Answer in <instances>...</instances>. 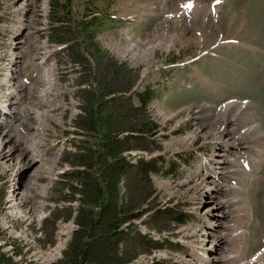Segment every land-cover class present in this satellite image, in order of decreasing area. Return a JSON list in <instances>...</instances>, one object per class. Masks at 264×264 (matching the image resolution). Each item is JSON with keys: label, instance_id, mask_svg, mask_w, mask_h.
I'll return each instance as SVG.
<instances>
[{"label": "rangeland", "instance_id": "374dc122", "mask_svg": "<svg viewBox=\"0 0 264 264\" xmlns=\"http://www.w3.org/2000/svg\"><path fill=\"white\" fill-rule=\"evenodd\" d=\"M57 1L62 6L52 12L54 0H0V97L12 67L11 93L19 87L13 85L19 76L17 65L6 59L9 45L10 58L15 49L21 54H16L15 64L22 56L29 68L36 65L35 59L51 53L47 37L58 16L63 15L62 20L72 28L65 41L69 43L74 37L89 42L86 35L74 36L73 31L92 21L86 30L93 31L92 38L105 57L136 71L132 89L141 91L149 85L157 94L147 110L157 125L152 141H123L120 150L130 155V163L150 156L165 163L161 172L151 176L152 190L139 189L136 203L124 209L127 220L121 226L125 232L168 237L181 247L168 243L152 247L133 259V264H264V254L250 260L264 244V0ZM186 2H191L188 9L182 6ZM184 7L188 12L182 14ZM67 8L71 9L69 18ZM116 13L131 14L135 22L110 17ZM17 34L26 35L27 43L15 44ZM226 38L239 43L222 44ZM41 40L47 43L45 47ZM69 51V47L67 52L54 51L52 59L43 63L46 79L38 83L41 89L34 83L32 106L39 116L32 118L38 119L41 128H32L25 136L18 131V138L11 131L14 138L0 145L5 151L8 148L10 156L29 157L25 159L28 165H32L31 148L41 149V158L34 162L22 187L15 186L13 192L10 186L18 171L11 176L0 166L7 183L0 227L9 238L2 243L16 260L47 264L58 258L77 226L78 205L90 199L75 184L81 178L74 172L82 167L78 163L92 164L87 146L97 152L98 136L97 132L81 135L76 131L84 121L79 117L84 109L78 90L87 82L81 81ZM86 55L93 60L90 52ZM25 76L29 77L28 72ZM131 98L138 104L133 94ZM116 104L125 105V100ZM134 119L139 122L141 117ZM114 124L118 126V120ZM242 133L248 142L237 146L235 139ZM38 143L44 144L40 147ZM53 144L47 153L45 149ZM29 145L31 151L24 152ZM126 147L133 149L125 151ZM243 160L250 161L249 170L242 167ZM167 161H174L175 167L164 173ZM218 165H222L218 178H212ZM103 167L102 160H93L91 169L96 172L89 179L98 178ZM223 200L229 208L221 209ZM173 209L187 213V220L174 225ZM153 211H158L156 217L151 216ZM224 233L228 235L225 242L215 241ZM208 252L211 256L206 258Z\"/></svg>", "mask_w": 264, "mask_h": 264}, {"label": "trees", "instance_id": "16d2710c", "mask_svg": "<svg viewBox=\"0 0 264 264\" xmlns=\"http://www.w3.org/2000/svg\"><path fill=\"white\" fill-rule=\"evenodd\" d=\"M61 6L57 0H54L52 12H56L55 8L60 9ZM66 13V17L69 18L71 9L67 8ZM63 17V15L57 17L58 19L55 20L57 24L51 23L50 39L60 44L67 43L65 49L67 51L69 47L68 54L76 64L81 81L87 82V87L84 85L78 90L83 95L81 106L84 109V115L81 116L82 112H80L79 117L84 121L79 124L77 132L81 135H86L90 131L97 132V152L93 153L90 146H87L88 157L92 164L93 160H102L104 167L98 178L93 177L90 180L88 175L96 172L91 169L92 164H77L82 167L77 168L74 175L82 180L77 179L75 184L78 183L79 190L90 199L87 202L82 200L78 205L74 216L77 226L73 229L62 254L47 264H133V259L141 253H149L152 247L159 248L166 243L181 247L177 242L171 243L168 237H154L150 232L140 233L132 230L125 232L121 226L122 222L127 220L124 209L133 207L131 205L139 198V189L152 190L151 176L161 172L163 162L165 163L163 159L154 156H150L148 160L139 159L135 163H130L128 158L130 155L122 154L120 150L123 141L127 144L131 141L139 142L147 139L149 142L152 141L157 125L147 115V110L154 91L147 86L140 92L133 91L127 94L132 90L136 71L117 63L112 58L105 57L106 54L99 49L92 38L93 31L86 30L93 24L92 21L84 23L77 29L74 27L73 31L74 36L78 33L86 35V39L90 38L89 42L78 41L75 37L72 38V43L65 42L68 41L72 28L70 24H65ZM86 52H90L93 56L92 61L87 57ZM128 74H131V77L127 76ZM132 94L138 104H134ZM122 99L125 100V105L116 104L117 100ZM136 115H140L141 122L134 119ZM116 120L118 126L114 124ZM135 148L152 151L142 146ZM130 149L133 147H126L125 151ZM167 163L168 167L164 173L171 172L175 167L174 161ZM105 169L106 174H104ZM87 179L90 182H87ZM121 181L123 184H120ZM4 193V189L0 187V208L3 206ZM149 197L150 194L147 198ZM97 203L98 209L95 208ZM173 212L175 214H172L171 219L174 225L187 220V213L174 209L171 213ZM157 213L158 211H153L151 216L156 217ZM157 229L165 231L163 227ZM3 240L7 243L9 238H5L0 227V264H42L26 258L14 259L13 254L4 249Z\"/></svg>", "mask_w": 264, "mask_h": 264}, {"label": "bare ground", "instance_id": "6f19581e", "mask_svg": "<svg viewBox=\"0 0 264 264\" xmlns=\"http://www.w3.org/2000/svg\"><path fill=\"white\" fill-rule=\"evenodd\" d=\"M187 7V6H186ZM188 9V7H187ZM186 10V9H185ZM187 11V10H186ZM178 15V14H177ZM16 62V60H15ZM8 76V75H7ZM10 78L9 77L8 79H6L7 81V84L5 83V85L7 86V89H8V93L9 95L7 96L8 99H7V102L4 103L3 105L0 104V117L2 116V119H0V130H1V134H0V145L4 142L6 144L7 141L11 140L12 138H14L15 136V131L16 133L18 131H21L22 134L25 136L26 134L28 135L29 134V131L32 129V128H37V129H40V122L37 121V120H34L32 117L35 118V116H39L38 115V111H36L32 104L34 103L32 101V99L35 97L34 95V92H32V89H28L30 87H28L25 92V98H26V101L21 105V109H15V108H12V106H16L17 103L15 102H11L10 103V92L12 91L11 90V81H14V80H11L10 81ZM14 86H18V84L14 83L13 84ZM6 88V87H5ZM14 92H16L17 94L18 93V88L14 90ZM13 93V92H12ZM6 97V98H7ZM35 99V98H34ZM6 105V106H4ZM4 106V107H2ZM39 118V117H38ZM42 121V120H41ZM32 122H35V124H31ZM27 123V124H25ZM25 124V130L22 129V127L24 126ZM42 124V123H41ZM24 128V127H23ZM253 129V128H252ZM35 130V129H34ZM33 130V131H34ZM13 132L14 133V136H10V132ZM32 131V132H33ZM34 134V133H33ZM13 135V134H12ZM249 135V134H248ZM7 136H9V139L7 140ZM19 137V135H17ZM17 137V138H18ZM35 137V136H34ZM27 139V138H26ZM40 139V136L39 138ZM33 140V139H32ZM42 140V139H41ZM40 140V141H41ZM26 141V140H24ZM248 142V138L245 134L242 133V135H240L238 138L235 139V145L239 146L240 144L242 143H247ZM18 143V142H16ZM44 143H38V145L41 147ZM3 145V144H2ZM15 145V144H14ZM24 145V144H23ZM246 145V144H245ZM13 146V145H12ZM30 146H27L25 148V151L26 150H29L31 151L32 149V156L30 157L31 159L33 160H37L38 159V154H40L41 152V149H39V151H34L36 150V147H32L30 149ZM248 146V145H247ZM25 147V146H24ZM23 149V148H22ZM8 150V148H7ZM7 150L5 151V149H2L0 147V160L3 159V161L1 162L0 161V166L3 167V170L5 172H8L11 176L15 175V172H17L19 170L20 167L22 166H25V165H28L26 164V160L25 159H29V157L27 158H23L22 155L21 157H14V156H10V152L7 153ZM59 150V149H58ZM260 151V150H259ZM262 151V150H261ZM264 151V150H263ZM2 153H4L2 155ZM23 153V152H22ZM60 153V152H59ZM260 153V152H259ZM264 154V152H263ZM263 154H260L261 157H263L262 155ZM19 155V154H18ZM40 156V155H39ZM8 158H11V160H8ZM222 169V165H218L216 167L215 170H217L218 172ZM4 173V172H3ZM12 173V174H11ZM34 173V172H33ZM38 173V172H37ZM29 178V177H28ZM27 181V180H26ZM33 181V180H32ZM35 181V180H34ZM221 209H227L229 208V202L226 200V201H222L221 204ZM228 239V235L226 233L218 236L215 241L217 240H220V242H225L226 240ZM264 254V253H263ZM210 255V253L208 252V256L206 258H208ZM263 257V256H262ZM258 259H261V258H257ZM199 262V261H198ZM247 263V262H246Z\"/></svg>", "mask_w": 264, "mask_h": 264}, {"label": "water", "instance_id": "95a60500", "mask_svg": "<svg viewBox=\"0 0 264 264\" xmlns=\"http://www.w3.org/2000/svg\"><path fill=\"white\" fill-rule=\"evenodd\" d=\"M33 164H34V162L32 163V165L25 166L19 171L18 175H19L21 181L24 180L28 176L31 168L33 167Z\"/></svg>", "mask_w": 264, "mask_h": 264}, {"label": "snow or ice", "instance_id": "6c2138e0", "mask_svg": "<svg viewBox=\"0 0 264 264\" xmlns=\"http://www.w3.org/2000/svg\"><path fill=\"white\" fill-rule=\"evenodd\" d=\"M218 2H219V0H218ZM189 7H190V5H188Z\"/></svg>", "mask_w": 264, "mask_h": 264}]
</instances>
